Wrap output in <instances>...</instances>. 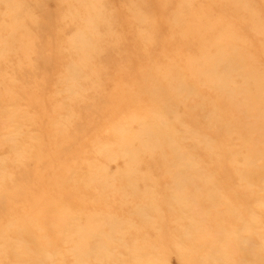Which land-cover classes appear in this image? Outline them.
I'll return each mask as SVG.
<instances>
[{
    "label": "rangeland",
    "instance_id": "374dc122",
    "mask_svg": "<svg viewBox=\"0 0 264 264\" xmlns=\"http://www.w3.org/2000/svg\"><path fill=\"white\" fill-rule=\"evenodd\" d=\"M0 264H264V0H0Z\"/></svg>",
    "mask_w": 264,
    "mask_h": 264
},
{
    "label": "bare ground",
    "instance_id": "6f19581e",
    "mask_svg": "<svg viewBox=\"0 0 264 264\" xmlns=\"http://www.w3.org/2000/svg\"><path fill=\"white\" fill-rule=\"evenodd\" d=\"M220 47H221V46H220ZM225 47H226V46H225ZM222 48H223V47H222ZM222 48H220V49H222ZM228 48H229V46H228ZM224 50H225V49H224ZM220 51H221V50H220ZM224 52H225V51H224ZM221 53H222V52H221ZM232 56H233V55H232ZM237 60H238V59H237ZM218 62H219V61H218ZM227 63H228V62H227ZM236 66H237V65H236ZM236 66H235V67H236ZM238 66H240V65H238ZM226 67H227V66H226ZM219 82H220V81H219ZM220 83H221V82H220ZM220 83H219V84H220ZM216 84H217V83H216ZM172 151H173V150H172ZM173 152H174V151H173ZM253 173H254V172H253ZM254 175H255V174H254ZM25 233H26V232H25ZM23 235H24V234H23ZM50 246L52 247V244H51Z\"/></svg>",
    "mask_w": 264,
    "mask_h": 264
}]
</instances>
